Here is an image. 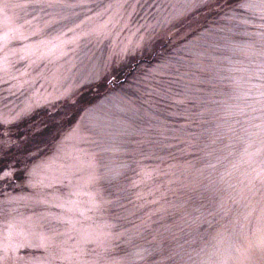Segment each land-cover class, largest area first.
<instances>
[{
	"label": "rangeland",
	"instance_id": "374dc122",
	"mask_svg": "<svg viewBox=\"0 0 264 264\" xmlns=\"http://www.w3.org/2000/svg\"><path fill=\"white\" fill-rule=\"evenodd\" d=\"M10 2L28 7L0 17V60L7 55L9 65L0 71L9 80L0 83V115L30 110L0 125V137L7 132L11 151L29 161L31 153L50 155L79 125L91 156L70 179L84 193H100V208L90 211L83 194V214L53 207L54 196L71 191L67 180L51 188L0 182V244L14 222L34 242L48 238L47 251L19 253L44 264H264V177L257 175L264 170V15L257 0H141L154 7L138 8L129 29L106 39L94 34L103 18L87 17L115 0ZM79 3L92 10L60 6ZM157 21L156 36L137 47L144 35L137 27ZM77 24L89 35L69 45L67 56L39 59L47 51L41 47L31 67L20 58L27 43L55 41ZM196 37L197 54H186ZM125 45V55H114ZM169 60L179 78L160 96L145 95L144 75ZM106 64L116 70L105 72ZM61 213L75 227L58 220ZM104 225L114 226L113 237L84 242L86 231Z\"/></svg>",
	"mask_w": 264,
	"mask_h": 264
},
{
	"label": "snow or ice",
	"instance_id": "6c2138e0",
	"mask_svg": "<svg viewBox=\"0 0 264 264\" xmlns=\"http://www.w3.org/2000/svg\"><path fill=\"white\" fill-rule=\"evenodd\" d=\"M48 7L58 6L55 0H49L47 5ZM63 7H81L87 8L91 11V7L88 4L79 3V4H66L60 5ZM242 7H252L251 4L241 5ZM12 7H28L27 4H14L10 0H0V17L7 18L8 11ZM98 11L95 12L93 16H88L87 19H102L97 28L94 30V34L98 38H108L110 33L119 28L121 30L129 29L132 22V17L137 13V9L141 7H146L151 9L154 5L142 3L141 0H115L113 3H109L103 6H97ZM257 10L264 15V0H257ZM164 23H170V21L165 18ZM160 26V22L157 21L156 25L145 24L139 25L136 29L137 32L141 30L144 31V35L140 37L137 47L145 45L149 40L154 38L157 34V27ZM81 27L80 24L75 25L72 28L67 29V31L62 32L59 36L55 37V41L40 39L31 43H27L24 48L21 50L22 55L21 59L25 61H31L29 67L32 64H35L37 61L32 60L31 58L36 54V51L44 47L47 49L39 59H43L45 56L58 55V56H67L68 46L75 45L81 39L86 38L88 33H78L77 29ZM69 33L71 37L69 38ZM40 35V30L31 33V36ZM24 38V37H22ZM24 39L29 40L30 37ZM198 42L199 37H196L194 40L188 41L185 44V48H189L190 52L186 54H191L195 56L198 51ZM127 45L122 48L119 53H114V55H125L127 52ZM177 59H184V56L178 57ZM174 61L169 60L163 64L156 65L149 73L145 74L142 81L141 87L145 90V95L147 96H160L161 90L167 88L169 85L176 82L179 78L176 73L179 72V68L176 67L175 72L169 71L170 68L174 66ZM116 70V65L106 64L104 66V71H114ZM0 71L8 72V56L4 55L2 60H0ZM26 74V73H25ZM12 80H16L17 77H11ZM0 83H9L7 79H0ZM11 91V88L9 89ZM125 99V98H122ZM147 102V101H145ZM126 103L128 101L126 100ZM30 110V106L22 110L21 113H17L16 117L9 118L5 115H0V125H7L12 123L13 119L18 118L21 114H25ZM90 112H96L95 109ZM7 137V138H5ZM11 138L7 132L4 133L3 137H0V182L7 184L9 181H24L27 186L36 188L38 186L51 188L56 184H63L65 180L68 182V187L71 189L68 196L61 198L59 196H54L53 200H58L60 202L54 203L52 206L64 210L67 213H73L80 211L83 214V210L79 208L80 201L79 197L83 195H89L91 197V210H99L100 203L97 201V196L100 193L87 192L84 193L77 186H74L72 180L70 179L71 170L77 166L79 163H83L86 157H90L91 154L89 150L84 147V144L88 142V136L85 134L84 130L76 125L60 140L55 147L52 149V153L47 156L41 157L38 153H31L29 161H24L16 153L12 152L10 149ZM99 140H93L92 143H99ZM71 161L72 163H68ZM23 164V167L19 165ZM90 167L94 165L89 164ZM50 173V175H46ZM258 177H264V170L259 172ZM97 177L95 175L89 176L87 181V187H91L96 181ZM19 186V184H17ZM21 199H27L28 197H20ZM17 199L16 197L10 198L11 200ZM48 203V201H43ZM155 202V201H154ZM58 220L75 227L76 221L70 217L61 213L57 216ZM113 225H104L106 231L99 233L85 232L83 234L84 242L87 243L90 239H95L99 241L103 238L105 241L108 238L113 237L114 233L112 231ZM21 237L19 241L13 240V235ZM49 247L48 238L41 235L38 242H34L28 234L24 231H16V223L9 222L8 224V243L0 244V264H44V262L37 258L33 257L31 260H27L24 257L20 256L21 249H44L47 251Z\"/></svg>",
	"mask_w": 264,
	"mask_h": 264
}]
</instances>
